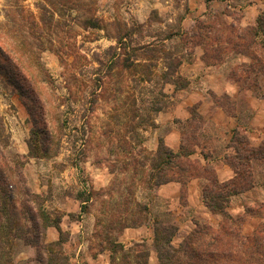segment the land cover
<instances>
[{"label": "rangeland", "instance_id": "1", "mask_svg": "<svg viewBox=\"0 0 264 264\" xmlns=\"http://www.w3.org/2000/svg\"><path fill=\"white\" fill-rule=\"evenodd\" d=\"M83 1L68 9L46 0H0V42L14 47L18 59L13 53L9 59L21 64L19 73L0 65V161L14 168L18 209L26 201L37 206L26 196L31 191L51 218L60 220L62 234L49 226L42 240L58 243L62 236L56 247L69 255V264H160L156 227L175 226V246L199 227L219 228L197 220L193 230L179 232L180 211L192 215L195 206L163 196L156 184L158 177L181 178L184 196L189 174L196 173L176 165L200 161L194 155L198 147L215 143L193 106L191 117L177 120L184 133L175 151L182 156L170 165L159 157L167 132L163 112L187 94L178 91L189 83L180 64L204 54L230 78L263 93L264 6L258 0ZM53 11L48 29L41 17ZM89 17L99 26L84 24ZM239 53L247 54L248 65L236 60ZM221 98L234 113V102L225 94ZM252 110L247 106L246 113ZM157 164L162 168L153 169ZM248 168L256 181L264 159H252ZM259 181L250 188L245 211L227 222L226 249L232 252L203 261L264 264V182ZM11 241L1 242L0 264H42L36 246ZM110 241L123 248L112 251ZM179 256L183 263L196 258L189 250Z\"/></svg>", "mask_w": 264, "mask_h": 264}, {"label": "trees", "instance_id": "2", "mask_svg": "<svg viewBox=\"0 0 264 264\" xmlns=\"http://www.w3.org/2000/svg\"><path fill=\"white\" fill-rule=\"evenodd\" d=\"M46 1L52 6H60V8L66 7L68 9L74 8V4L83 5L84 2L83 0H76V3L72 0ZM54 16V11L52 13L50 12L48 15H43L41 17L42 25L48 29L52 28ZM84 24L91 27L99 26L95 17L87 18ZM35 26L36 25L34 23V28ZM28 29H30V27ZM25 41H27L26 37ZM29 44L31 45V42ZM38 44H40V41ZM13 51V46L9 47L0 42V54L2 55L3 59L0 60V65H2L1 67L7 66V72L12 70L13 72L16 71L19 73V67H21V64H18L17 62L13 64V62L9 59V53L15 54V51ZM13 57L18 59L16 54L13 55ZM1 136L2 134L0 131V142L2 141ZM37 138L38 136L36 135L35 140ZM238 143L241 145H238ZM42 144L44 143L42 142ZM228 146L235 150L233 154L227 157L228 163L235 169L237 174L236 178L231 182H219L214 168L208 165V163L202 164L201 161H195L187 167L181 164L176 165L181 171L186 173L190 172V170H193L196 174L194 175V173L191 172L189 174L190 177L201 175L205 176L207 179H209V181L212 179V186L210 184H206L203 188V199L209 210L213 213L220 214L222 216V220L217 230H211L206 226L193 230L178 246L173 244V238L177 229L175 226L171 225L170 227H156L154 245L156 251L158 252L160 264H209L208 262L203 261V258L207 259L209 257L217 258L218 256H227L228 253L232 252L226 249L227 244L231 243L228 235L227 222L228 220L233 219L231 213L228 211L230 198L234 194L244 192L253 187L254 183L252 182V172L249 170L248 166L250 165L252 159H264V143H261L259 147H253L249 144L246 134H240L238 129H234ZM37 151V149H33L30 145L31 154L36 156ZM159 152V157L162 159V162L166 158L164 163H169V165L173 163V158L182 156L180 151H175L163 144V140H161ZM205 157L207 156L205 155ZM162 166L163 164L161 166L160 164H157L154 165L153 169L158 170L162 168ZM13 171L14 168L11 165H8V163L4 160L0 161V251L3 245H5L1 242L11 243V239L19 238L23 239L26 244L36 246L38 258L42 264H69V255L56 247L58 243L63 241L62 236L60 237L58 243H46L42 240L43 230L45 228L49 226H55L61 232V234L62 229L59 224L60 220L58 221L51 218L45 206L41 202L36 201L37 196L35 193L28 191L26 192V196H32V200L37 204L36 207H31L25 204L27 203L26 201L24 203L21 202V210L18 209L16 193L11 180ZM163 171L167 170H162V172ZM205 173L209 174L210 177ZM239 179L240 181H238ZM172 180L182 181L181 178L176 179L173 177H158V182L156 184L161 185ZM22 219H24L26 223L22 222ZM14 230L16 232L13 233ZM110 243L112 242L110 241ZM110 248L115 252L122 249L123 245L121 243H112ZM188 250L190 251V255L196 258L194 260L190 259L183 263L179 260V254H181L182 251L187 252ZM231 255L232 254H230V256ZM144 264L147 263L145 262ZM214 264L219 263L215 261Z\"/></svg>", "mask_w": 264, "mask_h": 264}, {"label": "crops", "instance_id": "3", "mask_svg": "<svg viewBox=\"0 0 264 264\" xmlns=\"http://www.w3.org/2000/svg\"><path fill=\"white\" fill-rule=\"evenodd\" d=\"M258 1H260L258 4L263 7L264 0ZM237 56L236 60H239L243 65L249 64L247 54L239 53ZM180 68L182 74L187 76L189 83L186 88L178 91H186L187 94L184 99H179L171 109L163 112V124L167 132L162 139L168 147L178 150L184 132L178 126L177 120L184 121L191 117V107L196 106L197 112L204 119L203 130L207 134V139L215 143L214 147L210 145L203 148L198 147L194 155L202 164L207 162L213 164L219 182H231L237 174L228 163L227 157L235 150L228 146L226 139L234 129H238V131L247 134L253 146L264 143V86H262L263 93L256 95L253 92L254 89L247 85L248 82H238L234 76L230 78L232 76L226 73V69H223L221 64L209 62L206 56L201 53H195L193 58L181 62ZM223 94L227 95L228 99L236 105L234 113H230L222 103L220 96ZM247 106L253 108L251 115L246 113ZM260 178L264 182V170L261 177L253 182L255 188L260 184ZM207 182L208 179L205 176H192L186 182L184 196L181 192L183 184L177 180L160 185L159 193H163V196L178 200L182 198V201L184 198L187 208L195 206L192 215H184L185 209L180 211L182 215L179 216L178 230L182 234L193 230L197 225V220L208 222L213 227L220 226L221 215L211 212L203 199V188ZM170 189L171 194L168 191ZM250 191L251 189L231 196L228 211L232 216L245 211L246 205L249 203L247 199ZM128 230L132 231L133 228Z\"/></svg>", "mask_w": 264, "mask_h": 264}]
</instances>
